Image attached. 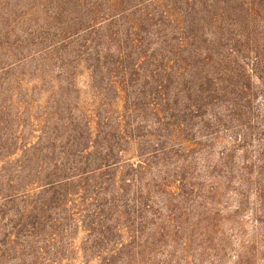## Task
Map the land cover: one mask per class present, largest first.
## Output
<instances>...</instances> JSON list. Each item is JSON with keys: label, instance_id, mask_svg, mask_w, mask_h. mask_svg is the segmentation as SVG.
I'll use <instances>...</instances> for the list:
<instances>
[{"label": "rangeland", "instance_id": "rangeland-1", "mask_svg": "<svg viewBox=\"0 0 264 264\" xmlns=\"http://www.w3.org/2000/svg\"><path fill=\"white\" fill-rule=\"evenodd\" d=\"M0 264H264V0H0Z\"/></svg>", "mask_w": 264, "mask_h": 264}]
</instances>
